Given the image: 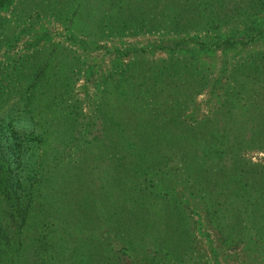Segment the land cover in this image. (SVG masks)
I'll return each instance as SVG.
<instances>
[{"label":"trees","instance_id":"obj_1","mask_svg":"<svg viewBox=\"0 0 264 264\" xmlns=\"http://www.w3.org/2000/svg\"><path fill=\"white\" fill-rule=\"evenodd\" d=\"M158 31L173 43L98 42ZM64 34L128 55L86 113ZM0 52V264H186L199 233L264 249V0H0Z\"/></svg>","mask_w":264,"mask_h":264},{"label":"rangeland","instance_id":"obj_2","mask_svg":"<svg viewBox=\"0 0 264 264\" xmlns=\"http://www.w3.org/2000/svg\"><path fill=\"white\" fill-rule=\"evenodd\" d=\"M24 5H29V3L26 2ZM51 21L52 22H49L43 17L40 18L34 24V27L36 28L34 31L37 33H40L43 30L52 33H60L61 31H63V29L60 27V23L53 20ZM16 25L18 24L16 23ZM31 34L33 33L31 32ZM64 35L65 36H61V42L69 47L72 46V48L75 49L77 53L81 54L82 59L85 61V65L81 68V73L79 75L76 74L75 76L76 79L75 84L73 85V89L68 92L69 102L77 99V97L79 98L78 103H80L83 113H86L90 110V103H94L98 96L97 82L100 79V74L109 71L114 63L119 61H126V59L128 58V55H126L125 58H122V54L115 53V51L105 52L104 46L112 48L114 46L120 47L124 44H135L144 45L143 47L149 50L151 48H154L152 44H154L155 46L158 43L172 44V38L174 37L173 34L163 33L161 31L144 32L135 35L110 36L106 39H99L98 42L104 45L101 48H92L90 39L88 37H85V41H89L87 44L90 47L85 50L80 48L78 45L71 44L69 40L65 39L66 34ZM55 36H57V34ZM27 37L30 39V36ZM262 45V41H258L256 43H253V48H260V46ZM153 54L162 56L165 54V51L163 49H155ZM226 55L231 56L228 53H226ZM205 58L210 61L213 58L215 62H218L221 58V53L219 50H217V53L214 54L212 58L211 55H206ZM0 59H4V55H2V52H0ZM215 90L216 91L204 90L203 92L196 94L194 96V99L188 102L189 111H193L196 116H199L214 103H218L220 100L219 96L221 97V91L218 89ZM217 92H219V94H216ZM4 103H8V101ZM251 155L252 159L254 160L262 159L264 158V150L255 152L253 151L251 152ZM130 172L133 174L135 183L138 179H142V175H145V177L147 178L154 176V174L151 173H141L136 169H131ZM145 181L146 180L144 179V182ZM197 216V214H194V217ZM200 222V229L198 231L206 230L204 223H202V221ZM218 243L219 241L215 240V238H213L212 243L209 239H207V237H205L204 234L199 233L197 248L195 249V252H193L191 256L187 258L188 263L186 264H264V249L262 248L245 247L243 246L244 243H240V245L236 246L235 244L219 246ZM183 264H185V262Z\"/></svg>","mask_w":264,"mask_h":264}]
</instances>
